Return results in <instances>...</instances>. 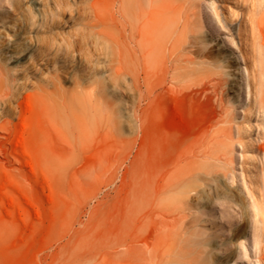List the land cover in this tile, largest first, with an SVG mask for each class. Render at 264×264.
I'll use <instances>...</instances> for the list:
<instances>
[{
    "label": "rangeland",
    "instance_id": "obj_1",
    "mask_svg": "<svg viewBox=\"0 0 264 264\" xmlns=\"http://www.w3.org/2000/svg\"><path fill=\"white\" fill-rule=\"evenodd\" d=\"M110 1L0 0V49L9 43L19 50L17 58L0 53L2 86L11 94L5 97L6 103L0 102V122L14 121L20 127L16 106L30 102L33 118L27 114L31 119L26 120L43 122L52 163L48 174L42 157H36L44 172L34 188L23 176L18 177L33 198L27 210L3 194L0 264L161 261L144 244L146 225L135 223L136 201L147 176L148 140L135 133L131 61L125 62L123 74L117 71L113 54L120 32L114 19L117 2ZM177 1L189 7V20L200 44L203 41L206 46L194 58L203 62V66L196 65L200 71L195 74H209L224 85L221 103L192 107L188 114L190 121L198 123L205 117L211 124L206 136L198 138V176L188 181L191 188L203 187L206 197L190 190L168 199L171 203L204 202L212 197L213 187L214 193L237 204L233 206L237 215L232 225L226 220L216 226L202 224L210 226V234L223 227L231 234L243 217L238 205L248 199L247 189L259 202L264 201V114L258 95L259 87L264 90L259 30L264 23V0ZM96 9L101 12L97 14ZM107 35L114 37L110 40ZM236 80L240 83L238 99ZM231 83L235 88L229 87ZM27 94L35 97L27 98ZM42 110L56 118H41ZM178 226V219L158 223L165 239ZM247 247L246 257L237 254L236 264H264V245L257 251ZM235 252V245L219 252L220 262L228 264Z\"/></svg>",
    "mask_w": 264,
    "mask_h": 264
},
{
    "label": "bare ground",
    "instance_id": "obj_2",
    "mask_svg": "<svg viewBox=\"0 0 264 264\" xmlns=\"http://www.w3.org/2000/svg\"><path fill=\"white\" fill-rule=\"evenodd\" d=\"M115 1L118 16L115 13L117 17L114 19L120 38L116 41L117 49L113 55L118 61L119 74L125 72V62L131 61L132 86L136 94L133 102L135 133L140 139L148 140L147 176L135 206L137 227L146 225L147 241L144 244L151 247L155 257H160L159 264H222L218 253L227 252L235 245L236 252L228 259V264H236L237 254L246 257L248 244L253 251L261 250L264 245V201L259 202L247 189L248 199L242 206L238 205L243 217L240 215L241 220L235 224L231 234L226 227L210 234V226L202 222L211 226L223 220L231 223L237 215L233 208L237 204L233 200L214 193L213 187L212 197H207L204 202L176 200L171 203L168 199L182 197L190 190L206 197L207 191L203 187L191 188L188 181L198 176V138L206 136L211 124L205 117L198 123L193 119L190 121L188 114L192 107L205 108L213 101L221 103L223 100L224 84L221 81L213 80L209 74H195L200 71L196 65L203 62L194 58L201 55L206 46L203 41L200 44L195 26L189 20L190 15L186 11L189 7L186 9L177 0ZM114 3L111 4L114 6ZM100 12L96 9L97 14ZM111 18L113 22V15ZM259 30L264 38V23ZM98 34L103 32L99 30ZM107 36L110 40L114 37ZM263 38L261 46L264 48ZM0 53L6 58H17L19 50L14 44L7 43ZM3 71L0 68V102L6 103L5 97L11 94L2 86ZM226 75L233 76V73L226 72ZM233 83L229 86L232 89L235 88ZM239 88L240 83L236 80L234 91L237 99ZM33 95L27 94L26 97H35ZM258 95L264 114V90L261 87ZM32 108L30 102H26L25 107L21 103L16 106L17 115L21 118L20 127L14 121L0 122V157L4 160L0 161V202L6 193L11 197L9 202L24 210L32 205L33 198L30 190L19 184L18 177L23 176L31 188L36 186L39 174L44 172L36 162L38 155L42 157L48 174L52 168L47 149L50 140L43 135V122L30 123V117H25L30 114L33 118ZM40 116L43 119L56 118L43 110ZM4 182L8 183L7 187H4ZM202 216L206 219L202 220ZM164 219L179 220L178 228L172 230V236L167 239L162 237L158 228L159 221Z\"/></svg>",
    "mask_w": 264,
    "mask_h": 264
}]
</instances>
